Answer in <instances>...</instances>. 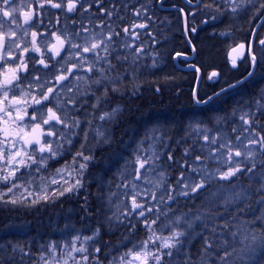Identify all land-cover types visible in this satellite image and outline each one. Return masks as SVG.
<instances>
[{
  "label": "snow or ice",
  "instance_id": "snow-or-ice-1",
  "mask_svg": "<svg viewBox=\"0 0 264 264\" xmlns=\"http://www.w3.org/2000/svg\"><path fill=\"white\" fill-rule=\"evenodd\" d=\"M37 2L41 9L48 4L73 16L89 15L87 23L83 19L78 23L73 18L76 27L72 31L65 30L59 35L52 32L54 43L41 42L37 31L32 30L34 15L38 14L13 7L15 0H0V14L9 25L22 27L19 19L22 16L23 24L29 25L23 29L24 35L31 31L30 47L21 48L19 55H13V45H6L5 39L14 40L17 32L0 31V205L31 208L56 203L61 198L79 199L84 213L81 219L93 216L98 219L90 234L82 235L77 230L62 244L53 241L41 245L32 264H105L102 257L108 258L106 264H264V123L260 120L264 116V89L252 101L256 111L249 109L239 115L242 123L239 128H232L234 138L209 136L211 129L201 130L197 125L198 136L201 131L204 133V143L196 145L194 141L177 157L167 140L155 134L157 129L146 130L136 141L131 158H122L124 162L115 173L116 190L112 181L100 180L96 193H90L92 181L87 173L97 161L94 148L112 142L108 129L96 121L116 122L124 109L116 104L110 111H101L99 115L97 111L101 105L107 108L111 94L124 96L129 85L131 96L139 94L138 74L143 67L140 61L151 55V67L159 66V53L149 54L145 48L148 41L141 39L152 37L150 31H143L148 29L152 16L148 15L147 5L141 4L132 11L134 18L126 17L115 0H109L110 6H104V0ZM186 2L193 4V0ZM196 2L209 16L202 21L205 24L225 14L235 18L244 11L264 15V0L258 4L255 0ZM120 3L127 12L125 0ZM93 4L95 10L90 12ZM121 21L127 22L121 24ZM3 28L4 22L0 21V29ZM185 31H196L195 27H189L187 16ZM152 42H157L155 37ZM255 44L253 41L246 47L240 43L231 50L236 53L230 54L234 68L237 60L248 63L251 70L246 78L253 77L258 66H264V38L258 40V50ZM15 47L20 48V44L15 43ZM26 53L37 54L39 60L33 55L25 58ZM37 63L50 70L43 73V79L40 75L33 76L39 71L35 67ZM217 76V72H212L209 79ZM243 82L238 80L237 84ZM235 87L236 84L229 85ZM227 90L222 88L207 100L197 98L196 103L207 104ZM29 108L33 109L31 113ZM77 141L79 147L73 152ZM176 144L179 147L181 141L177 140ZM194 150L200 154L191 159ZM68 152H73L71 159L51 171L49 162ZM208 161L216 162V167L210 170ZM258 164L262 181L256 189L259 214L249 219V212L256 211L249 203L252 199L249 189L251 181L256 179ZM176 169L179 172L173 181L170 177ZM243 178L250 181L247 188L240 185ZM214 181L226 184H218L213 190L209 185ZM226 187L228 191L222 195ZM179 197L186 201L203 199L194 211L190 208L175 215L171 205L179 204ZM92 199L96 200L95 207ZM161 216L165 217L163 222ZM121 228L128 235H122L117 245L123 251L113 254L101 242L104 234ZM138 231L144 236L139 241L131 240L128 247L131 234ZM0 249L8 251L3 245ZM17 252L23 259L31 255V248L12 245L11 253ZM176 256L182 259L176 260ZM7 259L12 260L13 256ZM0 264H5L3 253Z\"/></svg>",
  "mask_w": 264,
  "mask_h": 264
},
{
  "label": "trees",
  "instance_id": "trees-1",
  "mask_svg": "<svg viewBox=\"0 0 264 264\" xmlns=\"http://www.w3.org/2000/svg\"><path fill=\"white\" fill-rule=\"evenodd\" d=\"M160 0H154V2H159ZM193 2H196V0H193ZM109 3V0H104V4ZM175 4L176 7L183 8L185 6V3L183 0H164L163 5H168L172 6V4ZM119 5V3H116ZM199 5V4H198ZM197 5V6H198ZM196 7H193V12H196ZM134 10V8L132 7ZM156 11L157 18L158 17H166L165 14H171L173 16L172 19V24L171 28H167L164 24L159 25L156 24V31L155 35H158L161 37V40H158L157 45L155 44L156 50L158 51L159 49H162L164 51H168L167 56L169 54L170 57H174V59H170L166 64H171L172 68L166 73L165 75L162 74V69H157L155 73H160V78H156L155 82L157 84V87L159 89V93H156L153 95L152 99V107L151 110L154 111L153 114V119H148L147 117H143V115L146 114V108L142 107L143 102L139 104L141 107L140 111V124H139V139L143 137V134L145 133L146 130H150L153 128H159L162 130V134L158 133V135L161 136H169L170 137V142L172 140H175L176 137L180 138L181 133L179 132H170L173 131L176 127L182 128L183 124L181 126H175V122L173 124L170 122L168 115L169 111L174 110L173 108L177 104V98L172 97L170 100L166 98V95L163 90H165L167 87L171 88H187L185 90V97L184 99H190L193 100V94L191 95L192 91L194 93V90L196 88L197 92L196 95L200 99H206L207 97L210 96L209 90H203L207 88L203 83V81L198 83L197 76H198V67L201 69V73L203 74L202 80H204V76L206 72L210 69L217 70L220 72V70H223L225 66L227 65V60H226V54H225V48L226 46L224 44L230 43L232 45H236L237 43H242V42H248L250 38V33L252 34V27L253 25L258 21L259 18L254 17V18H247L243 16L241 19H239L237 16L234 19H229L231 23H228L227 25L224 24V28L228 30L229 34L232 32L230 35H222L219 32L223 31L222 29L214 31L212 34H208L203 32L201 35L196 34L195 32L191 31H185V18L184 16L188 17V25L189 27H196L197 25H200V16L194 15V17L197 19L198 22L195 23V20H192L193 15L185 14L180 11V9H174L172 11L166 10L165 8L158 7V5H155L154 8ZM95 10V4H93V11ZM187 11V9H186ZM124 12V11H123ZM131 13L127 12L125 14L126 17L131 18ZM264 16V15H263ZM133 18V17H132ZM127 22V21H126ZM152 26V24H151ZM204 28V27H203ZM155 29H153L154 31ZM224 30V31H227ZM201 32V31H200ZM264 33V21L263 24L261 25L260 28L256 31L254 34L255 41L261 37V35ZM157 36V38H159ZM171 38V44L167 45V42H163L162 44H158L160 41L162 42L163 40H166V38ZM190 41V42H189ZM169 42V41H168ZM214 44V49H212L211 45ZM218 46H217V45ZM150 47V45H149ZM256 49L258 50L259 47L256 46ZM212 51L211 56H213L214 60H218L217 63H220V66H210L207 69L201 65V59L206 61L205 58L210 57V51ZM179 54V55H177ZM180 58H185L186 61L185 63V68L186 71L184 70L185 68H182L179 64V62H182ZM200 58V60H199ZM244 63H242L239 67L238 70H233L235 73L233 75L231 74H225L221 80L222 87L229 86L230 84H236L235 88L231 89H240L244 87L245 81H250L254 77H256L257 74H263V69L264 66H258L255 69V75L251 78H246V74L248 71H250L248 63L244 60ZM190 64H192L195 68L190 67ZM145 74L140 75V81L141 78ZM184 80V81H183ZM238 80L244 81L243 83L237 84ZM199 87V88H198ZM189 88V89H188ZM217 86H213L211 91L216 89ZM210 89V88H209ZM220 89V88H219ZM218 89V90H219ZM131 93V86L129 85L128 88L125 91L124 96H118L116 94H111V100L109 101V106L113 104H119L123 103L126 105L124 107V112L120 114L117 117L116 122L112 123V128L111 130H114V136H118L120 130L123 131V134L126 132L131 134L133 130L132 126V117H131V108H133V97L130 95ZM225 94V93H224ZM221 94L220 96L224 95ZM183 96V95H182ZM219 96V97H220ZM218 97V98H219ZM245 98V97H244ZM113 99V100H112ZM113 101V102H112ZM150 110V111H151ZM129 113V114H128ZM175 114V113H173ZM166 115V116H164ZM128 120V121H127ZM174 121L180 122L182 121V116L180 115L179 117L175 118ZM261 123H263V118L261 119ZM178 128V129H179ZM156 134V133H155ZM179 135V136H178ZM169 139V138H168ZM181 139V138H180ZM126 142H114L112 141L109 145L107 146H100V147H95L94 151L97 156V161L90 165L88 173H87V178L91 180V184L89 185V192L90 193H96L97 191V185L100 182V180H103L105 182L112 181L113 187L115 183L117 182V177L113 171H111L108 167V163H112L115 168H118L120 165H122L124 159L126 158V155H111L114 153L117 154H122L124 153L123 148L124 144ZM186 144V145H185ZM185 144H182L181 146L177 147H172L175 149V155L177 157L181 156V153L183 151V148L185 146H189L185 142ZM171 146V145H170ZM75 150L73 149V152ZM167 151V150H166ZM197 150L193 151V155L191 159L195 158V155ZM73 152H68V153H73ZM68 153H65L67 155ZM106 153V154H105ZM105 154V155H104ZM132 154L130 155L131 158ZM72 155L68 154L67 156H62L60 158H57L55 160H52L49 162V167L51 171H55V169L59 168L58 166H62L66 161L70 160ZM107 169H106V168ZM179 172V169H176L172 171V175L170 179L173 181L175 180L177 174ZM47 174V173H45ZM95 178V179H93ZM246 178H243L240 181V184L246 185L245 183ZM223 184V183H219ZM259 185V183H257ZM218 186V184L215 186V188ZM252 193V199L249 201L250 204H253V191ZM223 195V192H222ZM258 195V194H257ZM183 197L179 198L180 203L182 205L176 204L175 206L178 208V210L182 211H189V209L195 210L197 206L201 204V200L197 199L194 201V203H190L189 201L185 202L182 200ZM92 205L93 207L96 206V200L92 199ZM80 203L81 200L79 199H67V198H61V201H57L56 203H48V204H40L37 205L34 208H26V207H16L14 208L11 205H0V245H3L8 249L7 252H3V249H0V253H3L5 257V264H32V261L34 259L38 258V254L41 249H37L35 246H41L40 242L42 237H38L37 239L35 237H28L24 238L22 235L23 233H19L15 235L12 239L9 238L7 239V235H14L13 233H9L11 226L13 225V222L15 224L21 223V221H24V223L27 224V228L29 226V231L32 235H44V237H52V234L54 235H59L61 239H71V236L75 234L77 230H81V234H90L91 233V228L96 226V222L98 217L93 216L87 220H82L81 216L84 215L83 211L80 209ZM187 203V205H185ZM189 203V204H188ZM244 202H241V205ZM223 211V208L220 209ZM229 212L232 211V208L229 207L228 209ZM259 210H257L255 213L249 212L248 218L251 219L252 217L256 216ZM162 221L164 219H161ZM60 223V228L62 229L61 231L55 230L53 228V223ZM63 222H67L68 224L67 227ZM259 224V223H258ZM9 226V227H7ZM22 229H26L23 225ZM64 227V228H63ZM122 235H128L125 229L121 228L119 231H115L113 233H106L103 236V243L104 249L108 250L111 249L113 250V254H116L120 251H123V247L118 248L117 245L120 244ZM144 236V233L142 231H138L136 233L131 234L130 241L128 242L127 246H131V240L139 241L142 237ZM64 240V241H65ZM21 245L25 246L26 248L30 246L31 249V255L26 256L23 259H21V254L20 253H11V247L12 245ZM193 250H195V244L193 246ZM9 255L13 256L12 260H8L7 257ZM29 257V258H27ZM102 259L107 261V257H102ZM176 260H181L182 256H176ZM254 260L256 258H253Z\"/></svg>",
  "mask_w": 264,
  "mask_h": 264
},
{
  "label": "rangeland",
  "instance_id": "rangeland-1",
  "mask_svg": "<svg viewBox=\"0 0 264 264\" xmlns=\"http://www.w3.org/2000/svg\"><path fill=\"white\" fill-rule=\"evenodd\" d=\"M35 1V0H28V7H31V3ZM115 2L119 3V7H120V12L122 15H125L127 12L131 13V11H133L132 7L134 9L139 8L141 4H146L147 5V9H148V15L152 16V21H149V27L148 29H145L143 31L147 32L150 31L152 33V37H155V40L158 42V40H161L162 38L159 37L158 35H155V31H156V24L159 23V25L164 24L167 28H171V24H172V19L173 16L171 14H165L166 17L163 16L162 17H158L156 13L158 11L154 10L155 6H154V2L153 0H125V2L127 3L128 6V11L125 12L124 11V6L123 4L120 3V0H115ZM255 2L258 4L260 2V0H255ZM104 6H110L109 3L104 4ZM45 8L47 9H51V6H47L45 5ZM53 9V8H52ZM93 11V8L90 9V12ZM124 11V12H123ZM189 11H193L192 8H187V12ZM49 12V11H48ZM47 12V13H48ZM206 10H201V4H199L196 8V12L195 15L200 16V25H197L195 27L196 31H195V35H201L203 32L207 33V31H210L211 33H213V31L216 28H220L223 31L219 32L220 34L222 33H226V34H222V35H230L232 34V32L229 34L228 30L225 29L224 24H228L231 23V21H229V19H234L231 17V14H225L223 16H220L217 20L215 21H210L209 23L205 24L202 23L203 20L209 19V16L205 14ZM56 13V9H53L50 11V16H48V19L45 21L44 23V28H43V41L45 40H51L53 43L55 42V40L53 41L54 37L51 36L52 32H56L58 35L61 34L63 31L67 30V31H72L74 29L73 23H72V19L75 18L76 21L79 23V21H81L82 19L84 20L85 23H87V17L88 14L84 13V17H80L79 15L73 16V14H68V13H64L61 10L57 11V17L54 16V14ZM191 13V12H190ZM68 14L69 16L68 19H65V16L63 17V15ZM239 19H241L243 16L247 17V18H254L257 17L259 18V16H256L255 13L253 11H244L241 12L239 14L236 15ZM235 16V17H236ZM45 17H46V13H45ZM54 17V18H53ZM57 18H59V20H57ZM132 18V17H131ZM134 18V17H133ZM95 19V18H94ZM113 19L115 20L116 18L113 17ZM192 20H195V23L198 22L197 19L194 17V15L192 16ZM48 21V22H47ZM121 24L126 23V21H121ZM152 24V26H151ZM155 25V26H154ZM78 26V25H77ZM89 27H91V25H89ZM204 27V28H203ZM153 29H155L153 31ZM227 30V31H224ZM140 31V30H138ZM201 31V32H200ZM86 35V34H85ZM157 36L159 38H157ZM152 37L150 36H143L141 39L143 41H148V43L145 45L146 51L149 54H153V53H159V66L158 67H151L152 64V59H151V55L148 56V58L143 59L142 61H140L139 63L143 65V67L140 68L139 70V76L141 74H147V75H153V73L160 77V73H155V71L157 69H162V74H166L168 72H163L166 63L171 59H174V57H170L169 54L167 56L166 53H168V51H164L162 49H159L158 51L156 50L155 44L157 45V42L155 44H153L152 42ZM168 37V36H167ZM167 42V45L171 44V38H166V40H163L162 42L160 41L158 44H162L163 42ZM169 41V42H168ZM150 45V47H149ZM226 46L225 48V54L227 53L228 49L232 46V44L227 43L224 44ZM182 62H179L180 66L182 68H185V63L184 61H186L185 58H180ZM207 59V58H205ZM200 60V58H199ZM243 60V59H242ZM241 60V61H242ZM244 61V60H243ZM242 61V63H244ZM241 63V64H242ZM250 68V67H249ZM186 71V68L184 69ZM213 71V69H210L206 72L205 76H204V80H200L201 82L203 81V83H200L199 86L201 84H204L206 87L210 88L209 89V93L211 92L210 90L212 89L213 86H217L219 88H221L223 85L221 83V80L223 78V76L225 74H231L233 75L235 73V71L231 70L227 65L225 66V68L223 70H220V77L218 78V80H215L214 77L212 79L208 78V74ZM256 83V84H255ZM255 84V85H253ZM199 88V87H198ZM264 89V69H263V74H257L256 77H254L253 79H251L250 81H245L244 83V87L240 88V89H231L228 92H226L224 95H222L219 98H214L212 101H210L207 104H203L201 106L197 105V108H194V111H191L190 113L187 114V116H183L182 117V121L181 124H183L182 128L176 127L173 131L170 132H179L181 133V136H179L180 138L176 137L175 140H172L170 142V138L169 136H163L167 142L171 145V147H177L176 141L180 140L181 144H185V142L187 144H189V146L193 145V142L195 141L196 145H200L203 144L204 141L202 139L203 137V131H201L198 133L196 131L197 125L199 126V128L202 130L205 127L211 129L210 132H208L209 136L212 135H224L227 137H231L234 138L235 133L232 132V128L233 127H237L239 128L241 125V121L239 120V115L241 114L242 111H246L251 109V111L255 112V106L252 103V101L255 98H258L260 90ZM193 94V91L191 93V95ZM245 97V98H244ZM113 100V99H112ZM113 102V101H112ZM109 104V103H108ZM116 104L113 105H108L107 108L104 107V105H101V109L97 111V114L99 115L101 111H105L108 110L110 111L112 107H114ZM233 110L236 111V115H233ZM257 116H260L259 113H257ZM263 118V123H264V116H260V120ZM217 121H219V123H217ZM173 122H177V121H173ZM97 124H102L104 128L108 129L109 133L112 135L111 133V128H112V123H109L107 121H96ZM179 128V129H178ZM157 129L158 133L162 134V130H160L158 127L155 128ZM156 132V135H158V133ZM186 138V139H185ZM80 143L78 142L77 145H79ZM186 145V144H185ZM91 146V145H90ZM103 146H107V145H103ZM136 144L134 142H131L130 140L128 142H126L124 144V148L123 151L124 153L122 154H111V155H126V158H130V155L132 154V150L135 148ZM67 147V145L65 146ZM79 147V146H78ZM102 147V146H101ZM166 151V150H165ZM197 154H200L198 152V150L196 151ZM69 154V153H68ZM64 155V156H67ZM196 154V155H197ZM257 159L259 160V157H257ZM124 162V161H123ZM199 163V162H198ZM123 164V163H122ZM208 167L210 170L214 169L216 167V162L214 161H208L207 162ZM61 167V166H58ZM107 167L113 171L114 173H116L117 168H115L113 166L112 163H108ZM106 168V167H105ZM107 169V168H106ZM260 169L261 166L258 164L257 165V169H256V179L251 181L252 184V188L249 189V191H253V204H251L253 206L254 209L259 210V205L256 204V199L258 198L256 189L259 187V185L262 183V181L260 180L259 177V173H260ZM219 183H223L226 184V182L224 181H214L211 185H209V187L213 190H215V186ZM246 185L240 184L241 186L247 188L248 184L250 183V181L246 178L245 181ZM259 183V185L257 184ZM113 190H116L115 187H113ZM228 191L227 187L225 190H223V194H226V192ZM180 198V197H179ZM178 198V199H179ZM203 199V197H201ZM183 201L187 202L189 201L190 203H194V201L192 200H185V198H182ZM155 203V202H153ZM189 204V203H188ZM176 204H172L171 206L175 209V215H179L181 213L180 210H178V208L175 206ZM182 205V204H179ZM187 205V203L185 204ZM34 208V207H31ZM256 211H252L251 213H255ZM182 212H187V211H182ZM259 214V212L257 213V215ZM172 214L170 213V216ZM161 219L165 220V217L161 216ZM163 220V221H164ZM162 221V220H161ZM162 221V222H163ZM65 222H63L62 224H64ZM259 223V222H258ZM68 224L67 222L65 223V225ZM23 225L26 229H22ZM53 228L55 230H59L61 231L62 229L60 228V223H53ZM9 227V226H7ZM64 228V227H63ZM29 226L27 228V224L24 223V221H21V223H17L15 224V222H13V225L11 226L10 232L9 233H13L14 235H7L5 237H7V239L9 238H13L15 237V235L19 234V233H23L22 235L24 236V238H28V237H35L36 239L38 237H42L40 244L41 245H48L50 242H56L57 244H62L65 240L61 239V237L59 235H54L52 234V237H44V235H32L29 231ZM13 236V237H12ZM69 240V239H66ZM37 247V249H41L40 245L39 246H35ZM34 249V248H31ZM32 257V256H30ZM29 258V257H27Z\"/></svg>",
  "mask_w": 264,
  "mask_h": 264
},
{
  "label": "flooded vegetation",
  "instance_id": "flooded-vegetation-1",
  "mask_svg": "<svg viewBox=\"0 0 264 264\" xmlns=\"http://www.w3.org/2000/svg\"><path fill=\"white\" fill-rule=\"evenodd\" d=\"M183 2L185 3V6L183 8L176 7L175 4H173V3H171L172 6H170V7H171V9H173V8L174 9L175 8L176 9H183L184 10L183 13L187 14L186 13V9L188 7L193 8L194 6H197V4H198L197 2H193L192 5H189L186 2V0H183ZM157 3H158V6H160L162 8H170L169 6H166V5L161 4L160 1L157 2ZM45 5L49 6L48 4H45ZM13 7H17L19 9H23L25 11L32 10L34 13H37L38 14V15H34V21H35V23H34V26H33L32 30L37 31V33H38V40L41 41V42H43V33H42V31H43V28H44V23L48 19V16H50V11L53 10V9L52 8L51 9H47V8H45V6H44L43 9H41L40 6H39V3L37 2V0H35V1H33L31 3V7H28V0H15V3L13 4ZM57 11H59V9H56V13L54 14L55 17L58 16L57 15ZM45 13H46V17H45ZM64 16H69V15L68 14H65V15H63V17ZM19 19H20V23H21L22 27L17 28L16 25H14V24L13 25H9V23L7 22V18L2 17V14H0V21H3L4 22V28L3 29H0V31L7 33L11 29V30H15L17 32V35L14 38V40L5 37V39H6V45L7 44H12L13 45V55H19L21 48H23L24 46H29L30 47V42H31V31H29L27 35H24V31H23V29L29 27V25H24L23 24V17L22 16H20ZM262 24H263V22L260 24V26L258 28H260ZM53 41H54V39H53ZM17 42L20 44V48H16L15 47V43H17ZM257 43H258V40L256 42V45H258ZM28 55H33L37 61L39 60V56L37 54H34V53H26L25 54V58H27ZM9 63H12V61H9ZM241 63L242 62L240 60H238V62H237V68L240 67ZM190 66L192 67V64H190ZM28 67H29V70H31L32 69V64H29ZM35 67L39 71L33 74L34 77L36 75H40L41 78L43 79V73L50 71L49 69H44L43 66L40 65L39 63H37ZM198 69H199L198 70L199 74H201L203 76V74L201 73L202 72L201 69L199 67H198ZM21 75H27V73H21ZM218 77H219V74H218L217 78ZM137 83L138 84L140 83V76H139V79H138ZM132 97H133V104H135V107L133 109V114H132V126H133V130H132L131 134H129L127 132L125 134H123V131L120 130L118 136H114V132L115 131L114 130H111V133H112V141H114V142H123V141L128 142L130 140L131 142H134L136 144V141L139 140V135H140L139 134L140 117H139V112H138V105H136L139 102V96L136 95V96H132ZM192 98L194 100H196L197 99V95L196 96H193ZM201 100H204V99H201ZM202 104L203 103L198 104V105H202ZM119 105H121V107L123 109H124V107H126V105L123 104V103H119ZM150 107H152V105H150ZM32 110H33L32 108H29L28 109L29 113H31ZM144 118H145V116H144ZM147 118L148 119H153V112H151V116L150 115H147ZM78 142L80 143V141H77L73 145V149L74 150L76 148H78V146H79V145H77ZM72 154L73 153H70V155H72Z\"/></svg>",
  "mask_w": 264,
  "mask_h": 264
},
{
  "label": "bare ground",
  "instance_id": "bare-ground-1",
  "mask_svg": "<svg viewBox=\"0 0 264 264\" xmlns=\"http://www.w3.org/2000/svg\"><path fill=\"white\" fill-rule=\"evenodd\" d=\"M217 30H220V28H216L214 31H217ZM213 31V32H214ZM208 34H212L211 32H208ZM217 45V44H216ZM218 46V45H217ZM212 49H214V44L211 45ZM212 51L214 50H211L209 53H210V57H208L206 59V61H204L203 59H201V65L204 66L206 69L210 66H220V63H217L218 60H214L213 59V56H211V53ZM213 54V53H212ZM226 57H227V53H226ZM172 68L171 64H166L163 72H168L170 69ZM158 76H156L154 73L153 75H144L142 78H141V81L139 83L140 85V91H139V102L136 104L138 105V112L140 113L141 111V107L139 106V104L141 102H143L142 104V107L143 108H146V114L143 115V117H147V115H150L151 116V112H153L154 114V111L151 110V103H152V99L151 97H153L154 94L156 93H159L160 91H157L158 87H157V84L155 82L156 78ZM160 78V77H158ZM184 81V80H183ZM256 84V83H255ZM253 84V85H255ZM224 88V89H228L226 92H228L230 90L229 86H226V87H221L219 89V87H217L216 89L214 90H210V95L213 96L214 93H217V92H220V90ZM187 88H171L170 86L167 87L165 90H163L162 92L165 93L166 95V98L168 100H170L172 97H175L177 98V104L175 105V107L173 108L174 110L172 111H169V115H168V118L170 120V122L173 124V121L175 120V118H177V116L179 117L180 115L183 117V116H187L188 113H190L191 111H194V108H197L198 104L196 103V100H190V99H184L185 97V90ZM189 89V88H188ZM219 89V90H218ZM203 90H209V88H205ZM207 92V91H206ZM224 92V93H226ZM222 93V94H224ZM183 95V96H182ZM219 97V96H218ZM218 97H214V98H218ZM221 97V96H220ZM133 108H131V117H132V114H133V109L135 107V104H133ZM150 107V108H149ZM151 110V111H150ZM175 113V114H173ZM129 114V113H128ZM140 115V114H139ZM166 116V115H164ZM177 124H175V126H181V123L180 122H176Z\"/></svg>",
  "mask_w": 264,
  "mask_h": 264
},
{
  "label": "water",
  "instance_id": "water-1",
  "mask_svg": "<svg viewBox=\"0 0 264 264\" xmlns=\"http://www.w3.org/2000/svg\"><path fill=\"white\" fill-rule=\"evenodd\" d=\"M263 38H264V36H263ZM238 46V45H237ZM237 46H234V47H237ZM233 48V47H232ZM232 48L228 51V54H227V57H228V59L230 60V64L232 65V63H231V58H230V54H231V56H235L236 55V53H232Z\"/></svg>",
  "mask_w": 264,
  "mask_h": 264
}]
</instances>
